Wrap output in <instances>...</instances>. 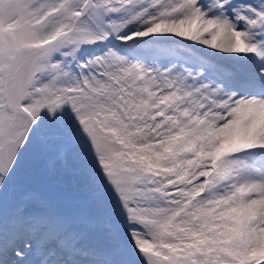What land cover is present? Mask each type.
Instances as JSON below:
<instances>
[{"label": "snow or ice", "instance_id": "obj_1", "mask_svg": "<svg viewBox=\"0 0 264 264\" xmlns=\"http://www.w3.org/2000/svg\"><path fill=\"white\" fill-rule=\"evenodd\" d=\"M0 264H264V0H0Z\"/></svg>", "mask_w": 264, "mask_h": 264}]
</instances>
